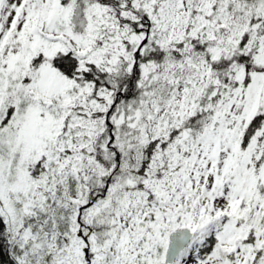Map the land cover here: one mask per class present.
Instances as JSON below:
<instances>
[{
  "label": "snow or ice",
  "instance_id": "6c2138e0",
  "mask_svg": "<svg viewBox=\"0 0 264 264\" xmlns=\"http://www.w3.org/2000/svg\"><path fill=\"white\" fill-rule=\"evenodd\" d=\"M0 264H264V0H0Z\"/></svg>",
  "mask_w": 264,
  "mask_h": 264
}]
</instances>
